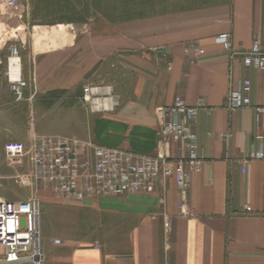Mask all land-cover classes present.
<instances>
[{"label":"crops","instance_id":"0c3cea01","mask_svg":"<svg viewBox=\"0 0 264 264\" xmlns=\"http://www.w3.org/2000/svg\"><path fill=\"white\" fill-rule=\"evenodd\" d=\"M49 33L33 25L18 39L22 72L30 83L21 102L7 82V56L4 63L0 56L1 145L21 140L31 148L38 136H76L155 154L160 107L181 96L189 104L203 97L216 109L200 110L195 125L205 162L190 179V215L179 214L173 180L165 186L159 182L154 193L83 202L48 192L41 264H264V161L250 162L245 172L241 168V158L264 132V120L258 123L250 107L229 112L222 106L245 77L252 81V102L264 105V70L246 67L239 54L216 41L230 33L234 51L249 48L256 38L264 48V0H227L91 23L54 41ZM188 43L203 53L187 56ZM87 83L103 86L95 100L98 110L80 100ZM108 86L112 97H106ZM56 92L62 96L53 97ZM28 107L44 118L59 114L67 133H39L32 127L15 131ZM225 133H231L227 140L221 136ZM180 146L172 144L174 156L183 153ZM55 207L59 216L52 219L47 214Z\"/></svg>","mask_w":264,"mask_h":264},{"label":"built area","instance_id":"2783aa9c","mask_svg":"<svg viewBox=\"0 0 264 264\" xmlns=\"http://www.w3.org/2000/svg\"><path fill=\"white\" fill-rule=\"evenodd\" d=\"M3 7L21 22L30 15L29 0H0V18L7 13ZM216 41L232 50L233 54H239L246 67L264 70V48L257 38L249 48L239 51L233 50L230 33L216 37ZM203 51L195 43L184 46V53L192 58ZM5 73L15 100L23 101L30 83L22 72L18 45L9 46ZM102 88V85H83L82 104L91 111L98 110L95 100ZM106 89V97H112L111 86ZM251 90L252 81L245 77L229 91L222 106L229 112L250 107L259 123L264 120V105L252 102ZM159 109L163 113V121L158 130L159 146L155 154L103 145L91 138L38 136L31 148L21 140L7 141L3 147L6 159L9 164H18L29 156L37 186H42L56 198L82 202L105 196L154 193L159 182L165 186L173 180L180 194L179 214L188 216L191 214L188 209L190 179L193 173L201 171L205 162L195 129L198 113L200 110L212 112L216 107L209 105L203 97L189 104L181 96H176L170 106ZM221 136L227 140L231 133ZM173 143L181 145V155L172 154ZM253 161H264V132L256 135V145L241 158L242 171L245 172ZM245 209L251 211L248 205ZM41 222L39 199L15 201L0 196V264H41ZM164 227L166 231L169 229L167 217H164Z\"/></svg>","mask_w":264,"mask_h":264},{"label":"rangeland","instance_id":"374dc122","mask_svg":"<svg viewBox=\"0 0 264 264\" xmlns=\"http://www.w3.org/2000/svg\"><path fill=\"white\" fill-rule=\"evenodd\" d=\"M30 15L24 19L25 22L18 21L6 7L5 15L0 18V56L4 63L5 56L9 53V46L12 44L19 46L21 35L28 34L33 25L47 27L50 31L47 34L50 41L60 38L68 33H74L79 27L85 28L87 24L110 20H124L128 18H142L143 16L165 14L178 10H186L196 7H205L221 4L227 0H29ZM63 23L64 30H60L57 25ZM104 25V24H103ZM67 26V27H66ZM45 36V35H43ZM45 36V37H47ZM78 92V93H77ZM76 92L78 98L79 90ZM59 94V95H58ZM75 94V93H74ZM83 94V93H82ZM53 97H60L62 94L54 93ZM72 96L71 94L66 97ZM82 96V95H81ZM80 96V97H81ZM2 123L0 122V129ZM36 128L39 133H64L66 127L63 125L62 116L53 113L49 117H43L37 112L30 111L29 107L15 126V131L19 129ZM3 131V129H2ZM4 132H2L3 135ZM4 144H0V196L10 200H23L26 198L39 199L41 201L42 219L45 212V198L48 190L42 186H37L33 180L32 161L29 156L23 158L18 164H9ZM74 200V199H69ZM77 201V200H74ZM82 202V201H77ZM56 207L48 217L54 219ZM1 253V251H0Z\"/></svg>","mask_w":264,"mask_h":264},{"label":"bare ground","instance_id":"6f19581e","mask_svg":"<svg viewBox=\"0 0 264 264\" xmlns=\"http://www.w3.org/2000/svg\"><path fill=\"white\" fill-rule=\"evenodd\" d=\"M58 26H59L60 28H64V24H63V23L58 24ZM18 68H19V65H18Z\"/></svg>","mask_w":264,"mask_h":264},{"label":"trees","instance_id":"16d2710c","mask_svg":"<svg viewBox=\"0 0 264 264\" xmlns=\"http://www.w3.org/2000/svg\"><path fill=\"white\" fill-rule=\"evenodd\" d=\"M57 93V92H56Z\"/></svg>","mask_w":264,"mask_h":264}]
</instances>
